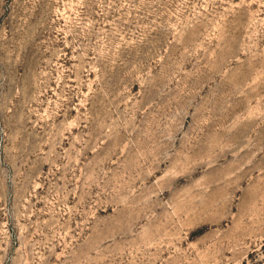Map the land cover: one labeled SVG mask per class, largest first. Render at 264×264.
Returning a JSON list of instances; mask_svg holds the SVG:
<instances>
[{"label": "rangeland", "instance_id": "rangeland-1", "mask_svg": "<svg viewBox=\"0 0 264 264\" xmlns=\"http://www.w3.org/2000/svg\"><path fill=\"white\" fill-rule=\"evenodd\" d=\"M0 264H264V0H0Z\"/></svg>", "mask_w": 264, "mask_h": 264}]
</instances>
